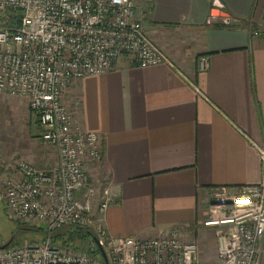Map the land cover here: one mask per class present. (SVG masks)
<instances>
[{
    "label": "crops",
    "instance_id": "1",
    "mask_svg": "<svg viewBox=\"0 0 264 264\" xmlns=\"http://www.w3.org/2000/svg\"><path fill=\"white\" fill-rule=\"evenodd\" d=\"M133 1L171 63L140 67L124 54L63 99L101 135L103 158L87 165L117 197L107 231L149 238L203 220L215 188L264 178V0ZM205 56L209 67L200 70ZM24 153L36 166L58 159L47 152L35 163L32 149ZM184 236L198 242L203 263L216 260L213 229L188 227Z\"/></svg>",
    "mask_w": 264,
    "mask_h": 264
},
{
    "label": "built area",
    "instance_id": "2",
    "mask_svg": "<svg viewBox=\"0 0 264 264\" xmlns=\"http://www.w3.org/2000/svg\"><path fill=\"white\" fill-rule=\"evenodd\" d=\"M124 54L140 67L171 63L133 0H0V94L26 99L42 139L58 152L46 167L19 159L6 179L3 195L12 218L41 223L48 235L0 246V264H105L101 252L92 253L100 248L109 264H262L264 178L236 191L215 188L207 216L194 225L149 238L107 231L106 214L117 197L109 184L92 180L87 165L102 160V138L81 126L63 98L77 80L114 70ZM208 67L202 57L199 69ZM72 225L93 231L89 250L53 245L52 232ZM201 226L215 233L211 263H203L198 242L184 236L188 227Z\"/></svg>",
    "mask_w": 264,
    "mask_h": 264
},
{
    "label": "rangeland",
    "instance_id": "3",
    "mask_svg": "<svg viewBox=\"0 0 264 264\" xmlns=\"http://www.w3.org/2000/svg\"><path fill=\"white\" fill-rule=\"evenodd\" d=\"M42 132L43 128L30 111L26 99L0 94V246L11 239V245L19 246L38 242L44 237L46 228L41 223L22 224L12 218L3 195L5 181L12 175L13 166L19 159L28 158L24 151L32 149L35 163L47 152L56 154V149L41 139Z\"/></svg>",
    "mask_w": 264,
    "mask_h": 264
},
{
    "label": "trees",
    "instance_id": "4",
    "mask_svg": "<svg viewBox=\"0 0 264 264\" xmlns=\"http://www.w3.org/2000/svg\"><path fill=\"white\" fill-rule=\"evenodd\" d=\"M47 235L48 232L45 229L44 237L40 241H43ZM91 236H93V231L89 228L76 225L64 226L52 232V243L53 245H59L62 247H69L79 251H84L89 250L88 241L90 240ZM92 253L94 255L100 256L99 249L94 250Z\"/></svg>",
    "mask_w": 264,
    "mask_h": 264
},
{
    "label": "water",
    "instance_id": "5",
    "mask_svg": "<svg viewBox=\"0 0 264 264\" xmlns=\"http://www.w3.org/2000/svg\"><path fill=\"white\" fill-rule=\"evenodd\" d=\"M216 13H217V15H220V16L225 17V18H228L229 17V15L226 12H219L218 10H216ZM11 242H12V240H10L9 242H7L2 247L3 248L8 247L11 244ZM100 252H101V254L103 256V259H104L105 264H109L108 263L107 254H106L105 250L103 248H100Z\"/></svg>",
    "mask_w": 264,
    "mask_h": 264
},
{
    "label": "bare ground",
    "instance_id": "6",
    "mask_svg": "<svg viewBox=\"0 0 264 264\" xmlns=\"http://www.w3.org/2000/svg\"><path fill=\"white\" fill-rule=\"evenodd\" d=\"M12 242H13V241H12ZM12 242H11V243H12ZM4 245H5V244H4ZM2 246H3V245H2ZM2 246H1V247H2ZM8 247H11V244H10Z\"/></svg>",
    "mask_w": 264,
    "mask_h": 264
}]
</instances>
